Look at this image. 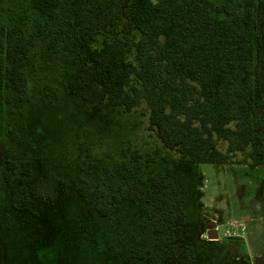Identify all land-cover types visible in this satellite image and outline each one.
<instances>
[{
    "label": "rangeland",
    "instance_id": "rangeland-1",
    "mask_svg": "<svg viewBox=\"0 0 264 264\" xmlns=\"http://www.w3.org/2000/svg\"><path fill=\"white\" fill-rule=\"evenodd\" d=\"M33 15L28 0L0 2V38L21 26L30 41L23 102L9 105L0 83V264H136L140 257L142 264H188V251H197L196 264H264V165L253 164L251 150L229 153L228 143L219 140L226 163L192 164L149 128L146 104L128 112L107 103L91 106L70 94L62 55L35 34ZM115 38L124 39L121 24L116 34L102 31L97 39ZM136 38L128 37L130 59ZM7 151L19 164L30 161L31 178L20 175L6 184ZM50 172L71 182L86 179L107 200L118 197L119 208L102 216L91 197L73 187L48 203L32 196L36 214L12 206L15 190L32 189ZM153 177L185 197L179 206L186 219L166 247L156 232H142L140 222L152 206L133 193ZM212 227L216 240L208 238Z\"/></svg>",
    "mask_w": 264,
    "mask_h": 264
},
{
    "label": "trees",
    "instance_id": "trees-1",
    "mask_svg": "<svg viewBox=\"0 0 264 264\" xmlns=\"http://www.w3.org/2000/svg\"><path fill=\"white\" fill-rule=\"evenodd\" d=\"M28 7L35 34L62 55L70 94L91 106L107 103L128 112L146 104L149 128L192 164L226 163L218 146L224 140L229 153L250 149L253 164L264 165V0H28ZM120 24L124 39L98 43L102 31L116 34ZM131 35L137 36L134 59ZM2 39L0 83L8 91L4 100L15 107L26 94L30 41L21 26L3 32ZM5 158L7 185L20 175L31 178L29 160L19 164L10 151ZM165 185L153 177L133 193L152 206L140 222L142 232H156L166 247L186 213L179 206L183 194L178 198ZM70 187L91 197L102 216L119 208L118 197L107 200L101 187L53 172L32 189L15 190L12 206L36 214L32 196L48 203ZM196 256L188 251L186 262L196 264Z\"/></svg>",
    "mask_w": 264,
    "mask_h": 264
},
{
    "label": "water",
    "instance_id": "water-1",
    "mask_svg": "<svg viewBox=\"0 0 264 264\" xmlns=\"http://www.w3.org/2000/svg\"><path fill=\"white\" fill-rule=\"evenodd\" d=\"M219 237L218 229L217 228H210L208 230V238L210 240H216Z\"/></svg>",
    "mask_w": 264,
    "mask_h": 264
},
{
    "label": "crops",
    "instance_id": "crops-1",
    "mask_svg": "<svg viewBox=\"0 0 264 264\" xmlns=\"http://www.w3.org/2000/svg\"><path fill=\"white\" fill-rule=\"evenodd\" d=\"M258 166V165H257Z\"/></svg>",
    "mask_w": 264,
    "mask_h": 264
}]
</instances>
